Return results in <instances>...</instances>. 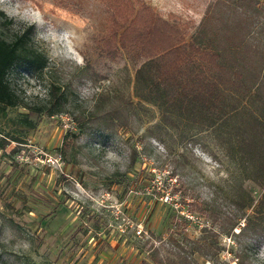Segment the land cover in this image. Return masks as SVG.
Segmentation results:
<instances>
[{"label": "rangeland", "instance_id": "374dc122", "mask_svg": "<svg viewBox=\"0 0 264 264\" xmlns=\"http://www.w3.org/2000/svg\"><path fill=\"white\" fill-rule=\"evenodd\" d=\"M141 1L188 41L217 0ZM258 1L246 41L264 51ZM111 14L110 0H0V38L32 26L25 47L41 64L7 76L18 103L0 115V264H264V233L244 227L264 182L228 150L231 127L166 123L135 97L143 59L101 52ZM50 86L62 104L37 112L56 103ZM108 108L115 126L91 128Z\"/></svg>", "mask_w": 264, "mask_h": 264}, {"label": "trees", "instance_id": "16d2710c", "mask_svg": "<svg viewBox=\"0 0 264 264\" xmlns=\"http://www.w3.org/2000/svg\"><path fill=\"white\" fill-rule=\"evenodd\" d=\"M259 4L258 0H238L233 7L217 0L209 8L205 25L187 41L178 19L163 18L141 0H110L112 14L101 52L114 57L123 51L132 60L143 59L135 71L133 93L158 106L163 122L185 120L197 127H215V131L230 126L227 132L236 141L233 144L227 138L228 150L237 149L241 164H252L263 183L264 51L246 41L258 23ZM32 33L29 26L12 42L0 38V115L18 103L7 82L10 70L16 64L41 69L38 56L25 47ZM50 88L56 103L52 108H34L37 112L52 114L62 104L56 88ZM247 101L255 105L254 110ZM27 117L23 123L30 125ZM119 117L117 109L108 108L90 117V127L110 129ZM10 139L23 143L20 138ZM255 214L258 220H248L244 227L259 225L264 233V192Z\"/></svg>", "mask_w": 264, "mask_h": 264}]
</instances>
